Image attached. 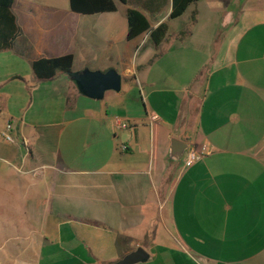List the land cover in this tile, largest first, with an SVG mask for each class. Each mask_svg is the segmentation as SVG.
Segmentation results:
<instances>
[{
    "label": "crops",
    "instance_id": "crops-1",
    "mask_svg": "<svg viewBox=\"0 0 264 264\" xmlns=\"http://www.w3.org/2000/svg\"><path fill=\"white\" fill-rule=\"evenodd\" d=\"M130 8L15 0L21 34L0 52V132L12 123L16 140L0 141V264H113L140 247V264H264V8L218 41L184 28L189 8L168 19L169 0L149 18L169 25L160 46L126 39ZM62 55L73 71L116 69L121 92L102 104L64 74L34 76V61ZM172 138L189 145L179 162Z\"/></svg>",
    "mask_w": 264,
    "mask_h": 264
},
{
    "label": "trees",
    "instance_id": "trees-1",
    "mask_svg": "<svg viewBox=\"0 0 264 264\" xmlns=\"http://www.w3.org/2000/svg\"><path fill=\"white\" fill-rule=\"evenodd\" d=\"M201 0H172V11L168 19L182 17L189 6ZM117 2L129 5L127 13L128 41L149 33V41L155 46L168 37L169 25L161 23L152 29L151 19L168 5L169 0H70L71 9L75 12L91 15L117 11ZM15 0H0V52L13 49L14 44L21 34L14 12ZM195 18L191 19V23ZM188 32H181V35ZM73 55H65L54 58H40L33 63V74L38 80L49 81L59 75L73 71Z\"/></svg>",
    "mask_w": 264,
    "mask_h": 264
},
{
    "label": "water",
    "instance_id": "water-1",
    "mask_svg": "<svg viewBox=\"0 0 264 264\" xmlns=\"http://www.w3.org/2000/svg\"><path fill=\"white\" fill-rule=\"evenodd\" d=\"M64 75L77 85L82 96L94 100L102 101L105 93L109 91L120 93L122 89V76L116 69H110L106 72L86 69L84 71H71ZM188 147L187 143L172 138L170 140V157L179 162ZM150 259L151 256L148 251L140 247L113 264H140L148 262Z\"/></svg>",
    "mask_w": 264,
    "mask_h": 264
},
{
    "label": "rangeland",
    "instance_id": "rangeland-1",
    "mask_svg": "<svg viewBox=\"0 0 264 264\" xmlns=\"http://www.w3.org/2000/svg\"><path fill=\"white\" fill-rule=\"evenodd\" d=\"M264 0H201L192 4L184 19V28H193L196 23H191V19L197 21L199 32L197 36L204 37L207 28H211L215 40L220 41L229 27L233 17L238 20L241 13L248 9H263ZM182 25V22H179ZM198 37V38H200ZM135 96L139 99V90ZM100 103L106 104L107 100ZM2 231L4 226H2Z\"/></svg>",
    "mask_w": 264,
    "mask_h": 264
},
{
    "label": "built area",
    "instance_id": "built-area-1",
    "mask_svg": "<svg viewBox=\"0 0 264 264\" xmlns=\"http://www.w3.org/2000/svg\"><path fill=\"white\" fill-rule=\"evenodd\" d=\"M116 122L119 128H127V125L120 122L119 119H117ZM12 129H13V124L7 123L6 129H3L0 132V141L3 140L4 142L11 144L16 143V140L11 134ZM126 149L127 147L125 146L124 150ZM207 152H208L207 146H202L199 150H194V149L190 150L184 158L183 170L189 169L190 167L201 161L205 157Z\"/></svg>",
    "mask_w": 264,
    "mask_h": 264
}]
</instances>
